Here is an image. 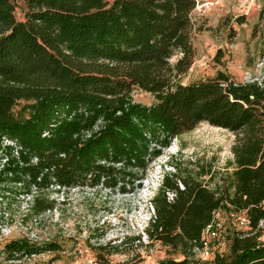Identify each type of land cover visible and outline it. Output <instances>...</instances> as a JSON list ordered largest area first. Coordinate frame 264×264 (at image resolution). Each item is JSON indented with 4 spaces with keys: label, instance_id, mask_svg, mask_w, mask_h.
Here are the masks:
<instances>
[{
    "label": "trees",
    "instance_id": "trees-1",
    "mask_svg": "<svg viewBox=\"0 0 264 264\" xmlns=\"http://www.w3.org/2000/svg\"><path fill=\"white\" fill-rule=\"evenodd\" d=\"M195 4L0 0V187L31 197L36 216L52 210L41 193L54 188L126 194L173 139L207 123L235 136L231 174L215 183L212 174L203 182L165 172L145 234L185 256L164 264H188L220 212L228 224L218 242L229 239L230 250L213 254L211 264H264V81L220 72L181 83L194 59ZM135 89L154 103L135 102ZM230 212L248 225H233ZM0 248L16 261L59 250L27 238L5 239Z\"/></svg>",
    "mask_w": 264,
    "mask_h": 264
},
{
    "label": "rangeland",
    "instance_id": "rangeland-1",
    "mask_svg": "<svg viewBox=\"0 0 264 264\" xmlns=\"http://www.w3.org/2000/svg\"><path fill=\"white\" fill-rule=\"evenodd\" d=\"M246 0H222V5L207 16L192 13L194 28L193 64L181 76L182 84L216 77L224 73L234 80L264 81V0L258 9L243 14ZM23 20V3L16 12ZM181 54L171 58L174 64ZM133 99L143 105L154 103V97L139 89ZM235 136L227 130L200 124L195 130L173 139L171 146L149 165L141 185L123 194L103 186L77 187L42 192L46 204L53 208L41 216L29 212L31 197L0 188V234L10 238H27L35 243H56L59 250L24 259L23 264H164L167 260L185 259L180 249L152 242L145 234L154 216L153 204L162 175L178 174L203 182L212 174L218 183L231 174L232 146ZM173 162L174 164H169ZM16 192V193H15ZM226 225L228 222L224 218ZM264 228V223L261 224ZM126 237L127 243L118 246ZM140 241L135 240L139 238ZM264 243V231L259 238ZM211 250L228 254L230 240L211 242ZM103 248V249H100ZM188 264H211L201 252L189 253Z\"/></svg>",
    "mask_w": 264,
    "mask_h": 264
},
{
    "label": "built area",
    "instance_id": "built-area-1",
    "mask_svg": "<svg viewBox=\"0 0 264 264\" xmlns=\"http://www.w3.org/2000/svg\"><path fill=\"white\" fill-rule=\"evenodd\" d=\"M195 9L194 14H197L199 17L207 16L211 11L219 8L222 5V0H195ZM243 7V14L247 15L251 10L258 9L259 6L257 5V0H246ZM1 188V187H0ZM183 189V186L181 185ZM168 200L173 201L175 198V194L172 192L167 193ZM228 219L230 222L239 227L244 228L248 225V220L235 212H230L228 214ZM226 224L222 220L220 212H216L214 222L207 226L204 234H203V247L201 249H197V252H201V254L205 257L206 260L212 259L213 252L211 250V242L218 241L222 238V235L226 232ZM10 234L1 235L0 234V241H4L5 239H10ZM12 238V237H11ZM36 255H32L31 257H35ZM29 259V258H24ZM23 260L16 261V260H6V255L0 248V264H23Z\"/></svg>",
    "mask_w": 264,
    "mask_h": 264
},
{
    "label": "clouds",
    "instance_id": "clouds-1",
    "mask_svg": "<svg viewBox=\"0 0 264 264\" xmlns=\"http://www.w3.org/2000/svg\"><path fill=\"white\" fill-rule=\"evenodd\" d=\"M162 185H163V178L161 179V181L157 185V188H154L153 190L158 191L162 187Z\"/></svg>",
    "mask_w": 264,
    "mask_h": 264
},
{
    "label": "crops",
    "instance_id": "crops-1",
    "mask_svg": "<svg viewBox=\"0 0 264 264\" xmlns=\"http://www.w3.org/2000/svg\"><path fill=\"white\" fill-rule=\"evenodd\" d=\"M217 9V8H216Z\"/></svg>",
    "mask_w": 264,
    "mask_h": 264
}]
</instances>
